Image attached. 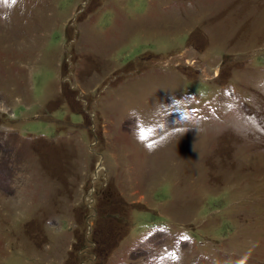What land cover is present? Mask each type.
Returning <instances> with one entry per match:
<instances>
[{
	"label": "rangeland",
	"instance_id": "1",
	"mask_svg": "<svg viewBox=\"0 0 264 264\" xmlns=\"http://www.w3.org/2000/svg\"><path fill=\"white\" fill-rule=\"evenodd\" d=\"M0 264H264V0H0Z\"/></svg>",
	"mask_w": 264,
	"mask_h": 264
},
{
	"label": "clouds",
	"instance_id": "2",
	"mask_svg": "<svg viewBox=\"0 0 264 264\" xmlns=\"http://www.w3.org/2000/svg\"><path fill=\"white\" fill-rule=\"evenodd\" d=\"M137 116V113L135 112V110H131L130 112H129V117L130 118H134V117H136ZM177 131H180V129H177Z\"/></svg>",
	"mask_w": 264,
	"mask_h": 264
},
{
	"label": "snow or ice",
	"instance_id": "3",
	"mask_svg": "<svg viewBox=\"0 0 264 264\" xmlns=\"http://www.w3.org/2000/svg\"><path fill=\"white\" fill-rule=\"evenodd\" d=\"M12 2L14 3L15 0H12ZM142 140L146 138V134H141V137H140ZM149 147H152V145H148Z\"/></svg>",
	"mask_w": 264,
	"mask_h": 264
}]
</instances>
